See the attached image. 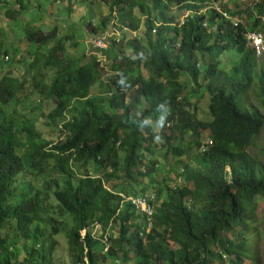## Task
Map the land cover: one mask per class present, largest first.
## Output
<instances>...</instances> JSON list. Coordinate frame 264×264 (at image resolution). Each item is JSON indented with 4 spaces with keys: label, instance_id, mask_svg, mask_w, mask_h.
<instances>
[{
    "label": "trees",
    "instance_id": "obj_1",
    "mask_svg": "<svg viewBox=\"0 0 264 264\" xmlns=\"http://www.w3.org/2000/svg\"><path fill=\"white\" fill-rule=\"evenodd\" d=\"M96 1L0 0V71L22 55L34 81L31 89L20 72L0 77V264H55L60 234L69 264H247L264 199V170L249 154L264 114L247 97L254 91L264 111V63L256 72L246 36L264 34V0L246 10L224 0H100L106 17L95 25L87 5ZM174 9L191 16L180 26ZM63 22L108 50L73 57L80 44L59 35ZM7 27L15 44L3 39ZM128 36L122 50L117 40ZM33 97L56 104L44 131L18 114L42 110ZM171 156L177 169L165 170ZM151 194L147 233L146 215L124 198Z\"/></svg>",
    "mask_w": 264,
    "mask_h": 264
},
{
    "label": "rangeland",
    "instance_id": "obj_2",
    "mask_svg": "<svg viewBox=\"0 0 264 264\" xmlns=\"http://www.w3.org/2000/svg\"><path fill=\"white\" fill-rule=\"evenodd\" d=\"M255 0H224L225 4L228 5L229 8H232V9H236V4L238 2L242 3L241 7L239 10H246V9H250L252 7V4H254ZM239 3V4H240ZM67 4L64 5V7L66 8ZM88 9H87V14L89 15H92L94 17V24L96 25L101 19H103L104 17H106V10L103 6V4L100 2V0H97L96 2L92 3V4H88ZM47 11L49 9L48 6H46L45 8ZM79 11H81V9H79ZM186 14V11L185 10H171L170 13L168 14L169 16L171 17H174V19H176V21L178 23H182L183 21V18ZM53 17L56 18L57 20H60V21H64V20H68V18L70 16H68L67 12L64 11H58V10H54V13H53ZM247 15L246 14H242V20L243 22H247L248 23V19H246ZM25 19H27V21H30L31 20V17H25ZM247 20V21H246ZM44 19H41V20H38L36 24H39V26L41 27V29L44 31V33H49L52 31V29L54 28V24L51 23L50 21H48V25L44 23ZM73 18H72V21L73 22ZM65 23V25L67 26H62V27H65V29H61L60 32H59V35L61 37H66V36H74V34L77 36L75 38V42L76 43H79L80 46L78 47L77 51L72 53V56L73 57H76V58H81L82 56H87L88 58H90L91 56L94 55L95 53V49L91 46L92 44V41H94V38L92 37L89 41L88 40H85V39H82L81 37H83L80 33H82V30L84 29H79L78 26L77 28L74 27L73 31L71 30V25L73 23H71L69 25V23H66V22H63ZM63 25V24H62ZM85 31L87 33H91V27L88 25V24H85ZM12 27H7L5 30L6 33L4 34L3 36V39L7 42V43H12V44H15V42H17L19 39H18V36H17V33L15 31H12L11 29ZM79 29V30H78ZM67 31H71L69 34L67 33ZM78 31V32H77ZM18 32V31H17ZM103 36H106V35H103ZM103 36H100V37H103ZM135 36L133 35L132 38H134ZM108 38V36L106 37ZM130 36L127 37V39H122V37L118 38L117 41H119V44L120 43H124V46H122V50L125 48V45H127V41H129L130 39H132ZM103 41H106V40H103ZM109 41V40H108ZM74 42V41H73ZM110 42V41H109ZM106 43V42H105ZM118 44V43H117ZM73 45L71 44L70 47H72ZM118 50H119V47H118ZM120 51V50H119ZM22 55H20L17 60H16V68H10L8 69H2L0 71V77L3 76L5 73L8 74L9 73V70L16 73V76H19V72H20V76H22L23 78L26 77L27 79V84L26 86H29V88L32 89L33 87V79L31 77L32 76V71L31 70H26V66L24 65H20L19 64V61H23V56L21 57ZM109 56H113V54L111 52H109ZM21 57V58H20ZM232 57V58H231ZM231 57L229 59H235L236 56L235 55H231ZM107 58V59H106ZM106 58H102L101 60V64L103 66H106L107 69L105 70L107 76H110L111 75V69L109 67V62H108V57L106 56ZM101 59V58H100ZM231 61L232 60H228L227 62H230L228 64H226V66L230 69L232 68L233 65H231ZM28 67V66H27ZM260 67V66H259ZM16 69H18V71H16ZM258 71H260V69L258 68ZM261 71H262V68H261ZM184 81V80H183ZM256 90V89H254ZM248 98V102L250 104L251 107L254 106L255 109H259V111L264 114V111L262 109L259 108L258 106V101L256 100L255 96H254V91H252L249 95ZM51 102V101H50ZM49 101H41L40 99H38L37 97H33L32 98V103L36 104V105H39V104H44L43 108L41 111H38V110H27L25 109L24 106H20L18 108L19 110V113H22V114H27V117L31 120H34L35 122H38L42 131H44L46 125V119H45V115L47 113L50 112V114L52 113V111L54 110V107L56 106L55 103H50ZM9 112H15V109L14 108H9ZM48 132L49 134L54 137V138H58L60 132L59 131H52L50 129H48ZM210 132L208 131L206 133V138H205V142H207ZM249 154L256 159V161L258 162L259 164V167L263 168L264 170V129L262 130V132L256 137L255 139V142L254 144L249 148ZM191 153L188 154L184 159L186 161L189 160V158L187 157H191ZM166 164H168V167L166 166L164 169L166 170H169V168L171 167L172 169H177V164H175V162L173 161V157H169L168 158V161L166 162ZM166 176H169L171 179H175V175L174 174H164ZM257 200V203H258V208H257V212H256V216H257V221L252 225L253 227V233H252V236L250 238V242H249V245H250V248H251V255L253 257V259L249 258L246 263L247 264H250V263H253V264H264V199L262 198H258L256 199ZM65 234H60L58 236V240H59V245L57 246V250L56 252L58 253V259L56 260V263L55 264H63V263H66V264H69V260H68V257L66 255H64V252H65ZM56 253V254H57Z\"/></svg>",
    "mask_w": 264,
    "mask_h": 264
},
{
    "label": "clouds",
    "instance_id": "obj_3",
    "mask_svg": "<svg viewBox=\"0 0 264 264\" xmlns=\"http://www.w3.org/2000/svg\"><path fill=\"white\" fill-rule=\"evenodd\" d=\"M210 9L211 8H208L207 9V11H204L203 13H207L208 11H210ZM226 12V11H225ZM191 16V13H189L188 11H186V14H185V16H184V18H183V21H182V23H179V25L181 26V25H183L184 23H185V21L189 18ZM223 16V18L224 19H226V20H231L234 24H237V21L239 20L240 22H239V24H241V23H245L246 24V22H243V20L240 18V19H238V18H236V17H233V16H231V14H229V12H227V16H225V15H222ZM209 25L205 22L204 23V27H208ZM126 32H129V31H126ZM252 34H257V35H259V36H261V37H263L264 38V34L263 33H258V32H255V33H251V32H249L248 34H247V36H246V38H247V40H248V42H249V44L251 45V47L253 48V49H255V51H256V57H257V67H256V72H261V68H262V70H263V67H262V64L264 63V56H259L258 55V51H257V49H256V47H255V43H254V41L253 40H251L250 38H249V36L250 35H252ZM135 37L137 36V33L135 32V34H133ZM99 43H102L105 47L104 48H100V47H98L97 45L99 44ZM92 47L96 50V49H99V50H108L107 48H108V46H107V44L103 41V39H99V40H97V39H95L94 41H92ZM260 66V67H259ZM258 68L260 69V71H258ZM119 83L120 84H123L124 83V79L122 78L120 81H119ZM159 107H164V104H161ZM167 115L169 114V108H168V106H167ZM166 121H167V116H161V118H160V120L158 121V124H159V128L160 129H162L164 126H165V124H166ZM151 123V121H145L144 122V124L145 125H147V124H150ZM156 139L157 140H159L160 139V137H159V135H157L156 136ZM208 140H211L210 138H208ZM208 140H207V142H205V143H208ZM212 141V140H211ZM213 143V142H212ZM152 195V194H151ZM144 197V196H143ZM130 198H133V199H135V198H139V197H130ZM126 199L127 198H124V201L126 202V203H130V202H127L126 201ZM154 211H155V209H154ZM154 216H155V213H154ZM154 216H153V219H152V227H153V221H154ZM146 219H147V216H146ZM147 225H148V219H147ZM152 227H151V229H152ZM151 229H149V227L147 228V233H149L150 232V230ZM82 235H84V232L82 233Z\"/></svg>",
    "mask_w": 264,
    "mask_h": 264
},
{
    "label": "built area",
    "instance_id": "obj_4",
    "mask_svg": "<svg viewBox=\"0 0 264 264\" xmlns=\"http://www.w3.org/2000/svg\"><path fill=\"white\" fill-rule=\"evenodd\" d=\"M223 15L227 16V12H223ZM239 20L237 21V24H239ZM251 40L254 41L255 47L258 51L259 56H264V38L257 35V34H252L249 36ZM100 48H104L105 46L102 43H99L97 45ZM208 144H212L211 140H208ZM127 202H130L132 206L139 211L140 213H143L144 215L147 216L148 219V227L151 229L152 227V219L154 216V205L153 203L155 202V196L154 195H146L144 197H139V198H127Z\"/></svg>",
    "mask_w": 264,
    "mask_h": 264
}]
</instances>
